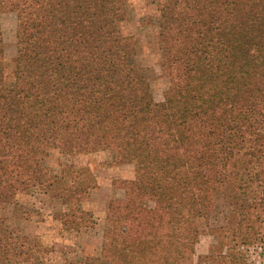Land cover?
Returning a JSON list of instances; mask_svg holds the SVG:
<instances>
[{
	"label": "trees",
	"instance_id": "16d2710c",
	"mask_svg": "<svg viewBox=\"0 0 264 264\" xmlns=\"http://www.w3.org/2000/svg\"><path fill=\"white\" fill-rule=\"evenodd\" d=\"M156 1L161 101L124 26L128 0H0V60L1 14L18 17L12 85L0 64V206L68 178L54 217L79 231L97 223L86 205L96 180L74 158L103 150L135 166L114 182L125 194L109 201L101 251L69 264H191L223 188L231 215L208 226L219 243L208 264L264 247V0ZM38 238L0 216V264H42Z\"/></svg>",
	"mask_w": 264,
	"mask_h": 264
},
{
	"label": "rangeland",
	"instance_id": "374dc122",
	"mask_svg": "<svg viewBox=\"0 0 264 264\" xmlns=\"http://www.w3.org/2000/svg\"><path fill=\"white\" fill-rule=\"evenodd\" d=\"M129 19L124 26L138 40L136 60L146 67L157 100L164 99L165 90L170 85V78L161 67L162 54L159 47V30L156 26L159 6L156 0H128ZM5 52L0 60L6 83L15 81L17 62L18 17L13 11L1 14ZM53 171L61 174L59 154L54 152L49 158ZM108 151H95L81 154L74 158L75 164L90 167L96 185L91 188V196L86 205L91 208L97 220L94 226L84 227L79 231L63 227L61 220L54 213L65 209L61 199L52 196L53 190L69 183V179L58 181L49 193L40 188H31L20 192L15 203L0 206V216L7 222L9 231L38 236L46 250L42 264H69L98 254L103 245L104 230L109 224L106 218L109 201L122 197L125 190L115 185L116 179L131 178L135 175L133 163L113 164ZM90 182V180H88ZM93 182V184H95ZM229 188L221 189L217 194L216 208L208 219L199 220L202 233L196 244L191 264H208L207 256L219 250L217 238L208 231L209 225L225 224L231 215ZM264 244V243H263ZM229 252L228 247L222 248ZM238 262L242 264H264L262 243L240 246L233 249ZM232 253V254H233ZM240 264V263H237Z\"/></svg>",
	"mask_w": 264,
	"mask_h": 264
}]
</instances>
